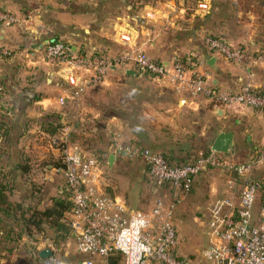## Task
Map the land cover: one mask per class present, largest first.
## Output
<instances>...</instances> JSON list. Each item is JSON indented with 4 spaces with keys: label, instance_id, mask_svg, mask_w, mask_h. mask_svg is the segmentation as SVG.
Wrapping results in <instances>:
<instances>
[{
    "label": "built area",
    "instance_id": "built-area-1",
    "mask_svg": "<svg viewBox=\"0 0 264 264\" xmlns=\"http://www.w3.org/2000/svg\"><path fill=\"white\" fill-rule=\"evenodd\" d=\"M198 6L208 9L209 2L201 1ZM148 16L154 14L150 12ZM31 22V17L22 19L0 8V25ZM118 40L123 48L110 55L73 52V45L68 42L51 39L43 46V59L59 67L63 79L74 87L72 98L76 100L89 87L103 84L111 71L121 69L147 73L183 95H202L215 109L237 104L264 112V88L249 75L241 79L237 89L223 87L215 83L210 69L202 67L196 52L190 57L177 53L169 60H160L148 56L129 33H120ZM203 43L212 56L220 55L245 69L264 63L263 48L232 44L213 35H205ZM1 55L10 57L13 51L5 48ZM3 89L0 82V95ZM114 152L128 161L146 160V178L153 185L156 198L150 209L132 210L121 197L108 195L100 160L89 155L81 143L65 138L57 170L72 202L64 220L75 240L76 251L82 256L78 264H264V178L252 175L256 160L231 162L212 149L200 150L187 161L170 160L136 142H117ZM214 168L235 172L244 184L236 198L233 192L214 203L207 222L211 234L209 247L199 260H194L179 252L176 209L191 192L195 178ZM236 180L228 174L230 191ZM53 248L48 240H40L39 254L44 249L53 251L46 258L40 254V264H58Z\"/></svg>",
    "mask_w": 264,
    "mask_h": 264
},
{
    "label": "crops",
    "instance_id": "crops-1",
    "mask_svg": "<svg viewBox=\"0 0 264 264\" xmlns=\"http://www.w3.org/2000/svg\"><path fill=\"white\" fill-rule=\"evenodd\" d=\"M216 2L218 0L214 2V5L219 4ZM139 4L148 8L146 13L141 15L142 18H146L147 22L152 24L160 23L158 26H162V28L159 31L138 26L139 24L136 23L138 18L127 13L126 7L139 6ZM187 4V0H0L1 7L14 12L20 18H32L30 24H18V27L17 25H0V81L5 86V94L0 97V184L6 187L5 193L10 202L21 203L24 207L35 206L38 208H44V206H40L41 204L45 207L52 204V199L59 195L58 192L49 198H46V194H48L46 191L44 193H40V191L35 196L37 192L31 188L30 183H52L56 181L57 177L62 176L57 169L61 165V146L65 138L74 141L76 137L87 138L89 133L97 134L98 131L109 136L108 141L106 139L100 145L104 149L101 151L102 153L110 151L107 155L110 167L119 160H126L121 155L114 153L115 159L112 164L109 163L112 149L114 150V145L117 142H136L149 151L147 149L149 146L142 139V130L139 127L137 129L136 122L133 120L132 112L122 114V110H120V112L105 114L104 110L87 104L88 98H86L87 92L92 91L93 88L113 86L115 84V81L112 80L113 75L120 76L119 80L123 77L125 81L137 79L138 76L127 74V71L121 69H114L103 84L89 87L79 100L72 98L74 87L63 79L59 67L47 63L40 55L43 49L41 45L48 39L43 42L32 41L33 51L31 52H28L29 47L23 43L26 40L39 38L41 32L46 29L44 14L50 22L60 23L66 27L68 32H72L71 36L66 35L69 38L74 37L76 32V37L84 35L83 42L86 47L81 48L77 44H73L77 50L85 49L92 52L106 49L103 51L112 55V51L108 49L111 42L117 43L119 47L122 46L116 39L120 33L131 34L139 44L144 45V48L151 45V48L156 49L159 46L158 33L162 32L166 23H171L173 27H176V32L179 34L187 32L191 40L201 37L202 47L200 44H196L197 46L187 45L188 48L182 52H196L202 62V67L211 70L216 84L237 89L241 79L249 75L256 85L264 88V63L249 69L243 68L244 75H242L241 69L223 64L217 57L212 56L203 43V32L196 31L197 28L193 24L197 15L182 13L180 5ZM112 6L119 8L117 14L112 13V8L109 10V7ZM166 6H179V11L177 13H173L171 10L167 11L164 9ZM260 6L264 8L263 4ZM156 7H162V9L158 8L159 10H157ZM215 7L217 8V6ZM150 12L154 14V17L148 16ZM246 23L253 25L254 22ZM254 25L258 28V34L255 32L247 35L242 34L238 37H231V39L252 49H264V20L260 21L258 25L255 23ZM244 26L246 28V25ZM93 37H97L96 43L92 40L88 42ZM5 48L11 49L13 55L2 56L1 50ZM155 49H153L154 52ZM177 52L174 53L177 54ZM213 58L214 65H210ZM124 80L118 84H124ZM163 101L165 109L169 112L168 118L171 120L180 119L187 123H212L214 129L215 114L218 120L224 121L215 139L223 131H234L235 141L239 134H246L249 142L254 141V143H250V146L257 153L258 159L252 175L258 179L264 178V138L249 135L251 124L245 122L243 125L238 124L240 127L238 130L226 128L225 124L230 125L229 118L234 115L228 114L227 108L215 109L210 101L202 95H183L171 88L170 94ZM218 110L221 111V114L217 112ZM249 110L254 111L255 109L241 107L239 111L246 113ZM238 118L237 123L243 120L241 117ZM180 125L183 126L184 123H180ZM215 139L213 134L211 143L205 147L211 149ZM171 155L177 160L176 152ZM178 157L183 156L179 155ZM133 161L135 162L132 163L130 172H138L142 175V170L144 173L147 171L145 159L139 158ZM210 173L202 174L203 176L198 175L195 178L193 191L184 200L186 204L189 200H193L190 198H193L196 191L201 192L202 188H205L206 193L209 190L207 198L211 196L214 199V181L212 180L214 178H209ZM227 180L228 175L226 187H228ZM149 184L153 193H149L144 186L141 187L137 206L131 202L128 192L115 196L124 199L132 210L147 209L156 198L153 185ZM62 192L63 188H60L59 193ZM222 192H226L224 197L233 193L229 188L228 191H217L218 194H222ZM224 197L217 198L208 205V215H210L214 203ZM186 206L182 205L177 210L176 223L178 214ZM0 215L4 220L0 225L1 229L9 227L8 225H13L16 228L21 227L18 221L6 218L1 213ZM45 226L52 227L47 223L43 224V228Z\"/></svg>",
    "mask_w": 264,
    "mask_h": 264
},
{
    "label": "rangeland",
    "instance_id": "rangeland-1",
    "mask_svg": "<svg viewBox=\"0 0 264 264\" xmlns=\"http://www.w3.org/2000/svg\"><path fill=\"white\" fill-rule=\"evenodd\" d=\"M200 1L209 2V8L200 9L198 6ZM215 1L217 0H187V5H180L183 14L188 15L193 13L197 15L193 24L197 28L196 31L199 30L203 32V37L205 35H223L230 43L235 42L232 44H238L236 43L238 41L235 39L232 40L231 37H238L242 34L247 35L248 33L253 32L258 34V28L255 27L254 23L258 25L260 21L262 22L264 20V8L260 6L261 4L264 5V0H218L216 3L219 4L214 5ZM215 6H217V8ZM0 8L6 9L1 6ZM110 8H112V13L117 14L119 11L118 7L112 6L109 7V10ZM156 8L157 10L162 9V7ZM126 9L130 16L138 18V21L136 22L139 24L138 26L153 28L156 32L162 28V26H158L160 23L152 24L147 22L146 18H142L141 15H143V13L145 14L148 9L143 5L139 4V6L133 7L128 6ZM164 9L177 13V11H179V6H166ZM43 17L46 29L41 32L38 36L39 38L23 42L24 45L29 47L28 52L33 51V45H31V43H33L32 41L43 42L46 39L63 40L71 45L77 44L81 48L86 47L83 42V39H85L84 35H78V37H76V32L74 37L69 38L68 36H71L70 34H72V32H68L65 26H62V24L57 22H50L45 14ZM250 21L254 22L253 25L252 23H246ZM15 25L18 27V24ZM244 25H246V28ZM163 28L162 32L158 33L159 46L156 47V49L151 48V45L144 48L148 56L160 60H169L175 54V51H178L177 53L182 55L185 54L186 52L182 51H185V49L188 48L186 47L187 45L197 46L196 44H200V47H202L201 37L197 38L196 36L197 39L191 40L186 31H184L186 33L179 34L176 32V27H173L171 23H166ZM23 34L27 35L25 33ZM116 39L118 40V35L116 36ZM91 40L96 43L97 37L90 38L88 42ZM109 46L108 49L112 51L113 55L117 54L123 48V46L119 47L115 42H111V45ZM141 46L143 47L144 45ZM153 49H155V52ZM103 50L106 51V49ZM103 50L99 49L100 52H104ZM40 55L43 59L42 51ZM217 59L223 62V64L236 67L241 69V71L244 68L241 65L221 58L220 55H217ZM242 75H244L243 71ZM119 77L120 76L117 77L116 75L112 76V80L115 81V84L110 88L98 87L87 92V104L94 108L104 110L105 114L120 112V110H122V114L132 112L133 120L136 122L137 129L139 127L142 130V139L144 140V143L149 146L147 149L150 152H159L169 155L176 152L177 160L187 161L198 151L207 149L208 147L206 148L205 146L211 143L213 134L215 139L217 132L223 126L222 122L224 121L218 120L215 114L214 129L213 125H211L212 123H187L180 119L171 120L168 118L167 114L169 112L165 109V103L163 100L168 94H170L171 88L174 89L173 86L165 81L149 76L147 77L145 75L139 76L137 79H127L126 81L122 77L121 79L124 80V84L120 85L118 83L122 80H119ZM241 107L245 106L237 104L223 106V108H227L226 111L228 114L231 113L230 115H234L229 118L230 125L225 124V127L238 130V128H240L238 127V124L243 125L244 122L249 123L252 126L249 135L256 138H264V112L261 110H249L246 113H242L239 111ZM238 117L243 119L239 123H237V120L239 119ZM180 123H184V125L182 126ZM91 125L93 124L91 123ZM108 138L109 136H105L98 131L97 134L89 133L87 138L84 136L76 137L74 141L81 143L86 148L89 155L100 160L101 170L105 177L104 191L111 196L128 192L131 202H134V206H137L139 202L137 201L138 194L141 187L144 186L149 193H153L149 184L150 182L146 178V172L144 173L142 170V175L138 172H130L131 165L135 161L119 160L114 166H108L107 155L110 151L102 153L101 151H104V149H102V146L100 145L104 140L107 139L108 141ZM250 143H254V141L249 142L246 134H239L236 138L233 149L229 153L224 154V156L231 162L243 163L249 160L258 161L257 153L251 149ZM252 148L254 149V147ZM112 153H115L113 149ZM179 155H182L183 157H178ZM173 159L176 160L175 158ZM209 172H211L209 178H214L212 179L214 181V199L213 197L211 198V196L207 198L209 190L206 193V190L204 191L205 188H202L201 192L196 191L193 198H190L193 200H189L187 204L184 201L181 202L176 209L177 212L182 205H187L177 216L179 252L194 260H199L203 251L209 247L211 234L207 226V222L210 219V215L207 213V207L213 200L226 195V192L218 194L217 191H228V187H226L227 175L231 174L234 178H237L234 185L235 187L231 189V192H234L235 194L233 198L237 197L244 184V180H242L243 178H238L239 176L236 175L235 172L222 168L207 169L202 171L199 175H204ZM30 185H32L31 188L37 192L35 196H37L40 191V193L46 191L48 193L46 194V198H49V196L56 194L57 192L61 195L59 190L60 188L64 189L65 180L62 176H59L56 181L52 183L31 182ZM192 191L193 188L188 196L191 195ZM231 195L232 194H230V196ZM153 202L154 201H152L150 207L147 209L152 207ZM40 206L45 207V205L42 204ZM41 239L48 240L53 244V250L58 257V264H78L82 258V256L76 251L75 240L67 228L59 231L53 226H45L43 231L34 232L30 240L24 243L5 240L4 236L0 234V263L40 264L39 259L37 258V251Z\"/></svg>",
    "mask_w": 264,
    "mask_h": 264
},
{
    "label": "trees",
    "instance_id": "trees-1",
    "mask_svg": "<svg viewBox=\"0 0 264 264\" xmlns=\"http://www.w3.org/2000/svg\"><path fill=\"white\" fill-rule=\"evenodd\" d=\"M218 37H223V35H213ZM226 39V38H225ZM81 52H89L86 50L81 49ZM95 53H100L99 50H95ZM107 53V52H104ZM191 53L183 54V57H190ZM182 55V54H181ZM145 76H149L147 73H143ZM136 76H142L139 71L136 73ZM1 82V81H0ZM2 83V82H1ZM4 89L2 94H5V86L2 83ZM207 149L206 151H209ZM170 160H174V156L169 154H164ZM6 187L0 184V213L6 218L13 219L19 222L20 228H16L13 225H8L4 229L0 228V234L4 236L5 240L8 241H18L19 243H24L30 240L31 236L35 232L43 231V224L47 223L50 226L57 228L59 231L67 228L68 231L69 227L64 220L65 212L72 207V202L69 199V192L64 187L63 192L61 195L55 196L52 199V204L46 206L44 208H38L35 206L32 207H24L21 203L13 204L7 198L5 193ZM4 222L3 218L0 215V225ZM10 224V223H9ZM37 258L39 262L41 260V256L37 251Z\"/></svg>",
    "mask_w": 264,
    "mask_h": 264
},
{
    "label": "water",
    "instance_id": "water-1",
    "mask_svg": "<svg viewBox=\"0 0 264 264\" xmlns=\"http://www.w3.org/2000/svg\"><path fill=\"white\" fill-rule=\"evenodd\" d=\"M50 40H46L45 43H48ZM43 43L41 46L43 47L44 44ZM77 50V47L76 46H73V52ZM214 58H213V61L210 62V65H214ZM127 74H136V72L134 70H128L127 71ZM218 113L221 114V111H217ZM234 144H235V133L234 131H223L221 133H219V135L216 137V139L214 140L213 144H212V147L211 149L217 153H221V154H226V153H229L233 147H234ZM115 159V154L112 153L110 155V158H109V163L112 164L113 161ZM41 256L46 258V257H49L53 254V251L50 250V249H44L43 251H41Z\"/></svg>",
    "mask_w": 264,
    "mask_h": 264
}]
</instances>
